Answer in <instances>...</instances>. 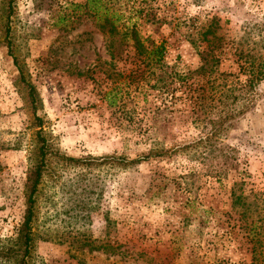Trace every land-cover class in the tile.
<instances>
[{
	"label": "rangeland",
	"instance_id": "374dc122",
	"mask_svg": "<svg viewBox=\"0 0 264 264\" xmlns=\"http://www.w3.org/2000/svg\"><path fill=\"white\" fill-rule=\"evenodd\" d=\"M12 1L6 17V1L0 0V243L17 247L37 116L57 156L48 158L33 195L27 264H250L255 240L264 257V80L245 90L235 104L243 113L217 142L228 152L220 182L183 155L149 157L128 167L73 164L59 156L132 160L148 148L169 149L196 137L192 120L202 114L182 87L171 97L153 88L157 71L139 63L127 45L109 69L104 38L85 0ZM144 4L157 8L163 22L139 20V35L163 41V63L178 72L196 69L198 55L189 41L201 23L215 18L224 46L217 72L234 75L235 43L247 34L254 39L255 26L264 21V0ZM130 70L140 76L124 87L116 74ZM20 76L33 89L35 115ZM105 92L115 105L106 103ZM233 185L241 207L230 204Z\"/></svg>",
	"mask_w": 264,
	"mask_h": 264
},
{
	"label": "trees",
	"instance_id": "16d2710c",
	"mask_svg": "<svg viewBox=\"0 0 264 264\" xmlns=\"http://www.w3.org/2000/svg\"><path fill=\"white\" fill-rule=\"evenodd\" d=\"M6 1V17L9 16L12 9V0ZM145 0H85V6L90 11L94 26L104 38V49L109 57V69L115 63L122 60L124 55V46L132 50L133 57L139 59V63L156 70L155 84L161 95L171 97V93L182 87L187 100L191 102L192 109H200L202 117L196 116L192 123L197 127V135L195 138L187 142L171 146L169 149L148 148L146 155L138 156L136 159L128 160L123 156H103L101 158L88 156L86 158L74 159L61 157L67 162L73 164L91 165L94 161L103 162L109 167L123 166L128 167L139 164L141 161L156 157H173L177 155L186 156L204 167V174L210 178L220 182L225 176V162L228 152L223 150L217 143L225 132L230 128L234 121L243 110L237 109L235 104L242 100L243 93L246 89L256 85L264 80V21L255 27L258 33L254 39L246 35L243 40L235 43L232 54L235 57L234 63L237 66V73L225 74L217 72V66L220 62V56L223 53V43L221 36L218 35V20L211 18L205 23H201L193 34V40L189 41L192 48L196 49L199 64L193 71L178 72L171 67H167L163 63L165 54L164 42H154L149 39L148 35H139L138 21L143 19L151 25L161 26L163 20L161 16L155 12L153 6L144 4ZM8 26H4L3 38L6 40ZM243 44V45H241ZM6 54H10L9 43L5 42ZM223 46V48H222ZM225 51H228L226 49ZM224 51V53H225ZM126 55V54H125ZM114 73L113 71L110 72ZM154 72H149V74ZM81 75V73H77ZM123 77L124 87L130 86L138 77L136 71L130 70L128 74L117 73L116 76ZM233 77L235 83L231 81L227 84L226 78ZM240 77H243L242 81ZM21 82L25 88V97L27 104L30 106L33 115H35V98L33 89L29 83L24 81L20 76ZM168 79V83L166 82ZM190 79H193L190 82ZM176 85V87H174ZM114 96V95H113ZM109 106L115 105L114 97L108 92L102 94ZM111 97V98H110ZM159 111V108L155 109ZM198 121V124H196ZM33 125L36 127L32 138H30V146L28 150V168L25 178L24 190V215L15 237L17 247L12 250L0 243V264H8L9 259L14 258V264H27L31 243L33 241L31 224L33 220V195L37 191L40 184L42 174L46 168L48 158L57 156L51 150L46 141L45 134L42 130L41 118L33 116ZM228 150V149H227ZM190 174L183 178H188ZM229 190L228 197L232 207H241V194L239 188ZM246 215L245 211L241 212V216ZM5 242H10L9 240ZM112 250L111 246H105ZM260 244L255 240L251 244L250 264H264V257L261 256Z\"/></svg>",
	"mask_w": 264,
	"mask_h": 264
}]
</instances>
